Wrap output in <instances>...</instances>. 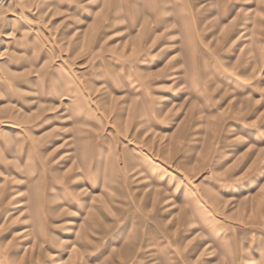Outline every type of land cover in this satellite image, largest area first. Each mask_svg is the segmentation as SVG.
<instances>
[{
	"label": "rangeland",
	"instance_id": "1",
	"mask_svg": "<svg viewBox=\"0 0 264 264\" xmlns=\"http://www.w3.org/2000/svg\"><path fill=\"white\" fill-rule=\"evenodd\" d=\"M0 195V264H264V0H0Z\"/></svg>",
	"mask_w": 264,
	"mask_h": 264
},
{
	"label": "bare ground",
	"instance_id": "2",
	"mask_svg": "<svg viewBox=\"0 0 264 264\" xmlns=\"http://www.w3.org/2000/svg\"><path fill=\"white\" fill-rule=\"evenodd\" d=\"M1 196V198H2V195H0ZM17 249V248H16ZM16 249H14V250H16ZM128 249H130L129 247L127 248V250H126V252L128 253ZM7 250V249H6ZM6 253V252H5ZM13 253V252H12ZM14 253H15V251H14ZM7 256V255H6Z\"/></svg>",
	"mask_w": 264,
	"mask_h": 264
}]
</instances>
